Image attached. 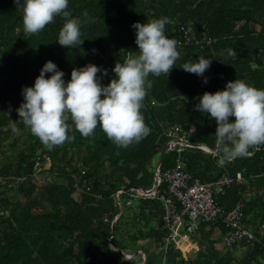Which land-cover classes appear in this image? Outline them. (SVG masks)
<instances>
[{
	"label": "trees",
	"instance_id": "obj_1",
	"mask_svg": "<svg viewBox=\"0 0 264 264\" xmlns=\"http://www.w3.org/2000/svg\"><path fill=\"white\" fill-rule=\"evenodd\" d=\"M67 11L69 18L81 20L88 14L89 22L81 26L80 47L58 44L66 22L61 16L39 34L26 36L22 11L13 0H0V264H145L147 245L158 251L164 245L163 203L137 200L122 208L114 221L118 213L114 193L123 187L152 188L155 165L167 142L165 133L173 126L189 143L215 150L216 122L195 110L205 92L223 91L236 79L264 90V0H68ZM161 17L170 21L165 34L179 41L180 58L168 77H148L152 86L141 109L150 129L146 138L118 148L98 127L90 138L70 131L75 140L49 151L19 126L20 135L6 143L12 137L16 110L24 102L22 90L34 86L46 62L64 73L65 83L73 69L95 65L107 70L106 76L97 74L107 86L115 78V64L138 51L132 25ZM92 48L96 56L89 54ZM230 49L235 55L229 54ZM198 57L212 60L203 77L181 68L186 62H198ZM51 75L46 73L45 78ZM249 152L223 167L217 156L197 148L162 156L160 173L174 167L179 158L182 169L202 182L242 172L250 186L232 184L216 200L224 210L241 200L243 225L247 227L244 222L249 219L255 235L253 241L233 243L219 252L214 244L228 229L218 219L203 223L193 237L197 251L184 258L179 250H170L165 255L173 251L169 264L176 258L181 264H264V145ZM38 173L54 178L39 187ZM249 188L246 201L243 195ZM39 197L49 205L29 201ZM124 209L133 215L124 214ZM214 232L218 235L212 238ZM235 250L241 251L239 257H234Z\"/></svg>",
	"mask_w": 264,
	"mask_h": 264
},
{
	"label": "clouds",
	"instance_id": "obj_2",
	"mask_svg": "<svg viewBox=\"0 0 264 264\" xmlns=\"http://www.w3.org/2000/svg\"><path fill=\"white\" fill-rule=\"evenodd\" d=\"M13 3L22 11L26 36L39 34L61 16L66 22L59 31L58 44L68 49L83 44L81 26L89 22L88 14H83V20L69 18L68 0H13ZM169 22L167 17H161L132 25L138 51L123 63L115 64V78L107 86L101 84L97 75L106 76L107 70L95 65L73 69L70 81L65 83L64 73L53 62H46L34 86L22 90L24 102L16 110L20 119L13 122V131L18 130L16 125H23L49 151L75 140L70 131L90 138L98 127L118 148L138 144L150 134L141 113L152 86L148 77L162 74L168 77L180 58L179 41L165 34ZM229 54L235 52L230 49ZM211 62L198 57V62H186L181 68L203 77ZM46 73L52 74L50 78H45ZM203 82L206 84L207 78ZM198 99L195 110L209 114L216 122L213 154L218 157V166L246 157L249 149L258 150L264 145V90L236 79L228 82L225 90L205 92Z\"/></svg>",
	"mask_w": 264,
	"mask_h": 264
},
{
	"label": "built area",
	"instance_id": "obj_3",
	"mask_svg": "<svg viewBox=\"0 0 264 264\" xmlns=\"http://www.w3.org/2000/svg\"><path fill=\"white\" fill-rule=\"evenodd\" d=\"M170 38L175 39V37ZM206 43L209 44L210 41L206 40ZM89 54L96 56L97 50L92 48L89 50ZM165 137L167 138L166 153L176 152L179 155L183 151L193 148L206 153H214V150L189 143L186 135L180 131L178 126H173L166 131ZM49 167L50 160L46 157L44 168L48 169ZM159 169L156 172L157 186L154 189L123 187L114 193V199L118 213H121L123 207H132L134 200L155 199L162 201L164 207L162 221L166 235L163 239L164 245L159 251L163 256L170 250L182 252L183 247L187 245H190V250L195 248L196 245L191 243L192 235L201 224L213 223L217 219L228 229V232L222 236L225 246L244 241L250 242L255 239L253 228L243 225V202L239 200L231 209L224 210L216 200V196L222 195L230 185L241 184L245 180L242 172H238L234 176L223 174L215 180L202 182L197 178H192L182 169L179 158L175 160L174 167L161 173ZM262 206L264 210V197ZM0 214H2L1 211ZM142 258L145 262L144 254Z\"/></svg>",
	"mask_w": 264,
	"mask_h": 264
},
{
	"label": "rangeland",
	"instance_id": "obj_4",
	"mask_svg": "<svg viewBox=\"0 0 264 264\" xmlns=\"http://www.w3.org/2000/svg\"><path fill=\"white\" fill-rule=\"evenodd\" d=\"M19 116H17V118H16V120L14 121V122H18L19 121ZM13 126H14V124H13ZM19 126H22L23 127V125H16V127L17 128H19ZM20 132L21 131H13L12 132V137H8L7 139H6V143H9L10 141H12V139H14V138H17V136H19L20 135ZM53 178H54V176L51 174V175H47V174H45V173H38L37 174V176H36V178H35V182L37 183V185L39 186V187H41L40 185L41 184H43L44 185V183H47V182H50L51 180H53ZM263 182V181H262ZM14 184H17L16 182L14 183ZM42 185V186H43ZM262 187H263V190H264V182L262 183ZM258 193L260 194V193H262V189L261 190H259L258 191ZM29 201L32 203L33 201H35V204L36 205H40V206H48L49 204V202H48V200L47 199H45V198H42V197H39V199H37V200H33V199H29ZM135 201L137 202V200H134V202L133 203H135ZM124 208V207H123ZM37 211H35V213H36ZM123 213L125 214V213H130L131 215H133L132 214V212H127V210L126 209H124L123 210ZM257 218H258V216H257ZM248 220L249 219H247V222H244V224L247 226V227H251V225H249L248 224ZM252 224V223H251ZM193 237H194V235L192 236V238H191V241L193 242L194 241V239H193ZM219 245H217V248L215 249V250H217V251H219V252H224V251H222L223 250V248L225 247V245L223 244V240H222V237H221V239L219 238ZM195 249V248H194ZM188 251H190V248H189V250ZM193 252V251H192ZM192 252H190V253H188V255H190ZM241 251H234L233 253V255H234V257H239L240 256V253ZM187 255V254H186ZM157 256H160V257H162L161 255H160V253L158 252L157 253ZM186 257H188V256H186ZM150 260H153V264H156L157 263V261H158V258L157 257H151L150 258ZM176 263L175 264H181L180 263V259L179 258H176Z\"/></svg>",
	"mask_w": 264,
	"mask_h": 264
},
{
	"label": "crops",
	"instance_id": "obj_5",
	"mask_svg": "<svg viewBox=\"0 0 264 264\" xmlns=\"http://www.w3.org/2000/svg\"><path fill=\"white\" fill-rule=\"evenodd\" d=\"M243 184H245L246 186H250V185H249V182H247V181L245 182V180H244L241 184H236V185H243ZM250 196H251V195H250V188H249V190L247 191V193L243 195V198L247 201V200L249 199ZM217 235H218V233H217V232H214V234L212 235V238L217 237ZM191 243H194V244L196 245V246H195V249L193 248L192 250L188 251L189 248H190V245L184 246L182 252L180 251L182 257L186 258V256H188V253H190V252H192V251H193V252L197 251L198 246H197V244H196V240L194 239V241H193V242L191 241ZM217 245H219V242H216V243L214 244V249L217 248ZM147 246H148V247H147V249H146V253H147L146 255H148L147 257H148L149 259L147 260V257H146V255H145V257H146L145 259L147 260L145 264H153V260H150L151 257H157V258H158V261H157L156 264H169V262L171 261V260H169V259H171V256L173 255V251H171V252L168 254V256L165 257V256H163V255L160 253V251H158V249L156 250V249L153 247V245L150 246V244H148ZM158 252L160 253V255H161L162 257L157 256V253H158ZM186 254H187V255H186ZM170 255H171V256H170ZM168 261H169V262H168Z\"/></svg>",
	"mask_w": 264,
	"mask_h": 264
},
{
	"label": "water",
	"instance_id": "obj_6",
	"mask_svg": "<svg viewBox=\"0 0 264 264\" xmlns=\"http://www.w3.org/2000/svg\"><path fill=\"white\" fill-rule=\"evenodd\" d=\"M165 153H166V145H164V147L162 148V150L160 152L159 160H158V162L155 165V169H154L155 170V175H154V183H153L152 189H154L157 186V175H156V172H157V170L160 167V163H161L162 156ZM119 215H120V213H117L115 219H117Z\"/></svg>",
	"mask_w": 264,
	"mask_h": 264
}]
</instances>
